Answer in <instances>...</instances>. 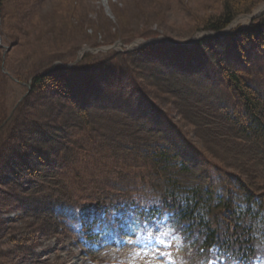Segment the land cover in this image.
<instances>
[{"label": "trees", "instance_id": "obj_1", "mask_svg": "<svg viewBox=\"0 0 264 264\" xmlns=\"http://www.w3.org/2000/svg\"><path fill=\"white\" fill-rule=\"evenodd\" d=\"M216 1L220 10L205 19L204 31H224L260 2ZM45 2L0 0V211H24L48 236L75 233L74 244L89 256L111 234L160 226L179 237L195 264L264 261V64L256 66L262 59L253 58L264 46V16L238 33L169 46L164 57L153 45L67 69L55 64L68 65L83 44L69 37L79 25L48 13V28L40 33L34 19ZM86 41L94 46L97 37ZM140 81L172 98L198 133L210 128L204 117L220 120L231 140L254 151L255 168L230 172L212 166L213 153L203 146L184 150L167 134L169 124L142 116V108H157ZM22 88L27 96L20 101ZM126 99L136 101V113ZM78 133L86 141L75 146ZM88 141L98 151L90 154ZM77 151L89 155L81 163L91 168L84 171L88 179L72 181L53 159L59 153L71 165ZM7 230L0 223V240L10 245L28 246L36 234L19 239Z\"/></svg>", "mask_w": 264, "mask_h": 264}, {"label": "rangeland", "instance_id": "obj_2", "mask_svg": "<svg viewBox=\"0 0 264 264\" xmlns=\"http://www.w3.org/2000/svg\"><path fill=\"white\" fill-rule=\"evenodd\" d=\"M247 1L249 0H240L239 2L245 5ZM258 2L250 14L239 15L224 30L226 36L247 29L254 21L264 16V0H258ZM219 10L220 5L216 0H46L42 8L43 14L39 16V19L35 18L34 23L39 27L37 30L43 33L49 25L47 24L48 13H57L58 19H69L75 25H79L75 32L69 33V37L80 39V44H83L80 45L81 47L76 51L74 57L70 59L68 65H64L61 62L55 64H60L59 66H65L68 69L76 65L93 67L96 64H102L105 59L112 60L116 53L124 54L128 51L140 50L153 45H158L153 51L158 50V54L164 57L168 53L167 48L169 46L192 47L204 38L218 37L215 32L204 31L201 28L206 24L205 19H209L213 14L216 15ZM88 36L97 37L94 46L88 45L86 41ZM223 36L225 34L219 35V37ZM85 57L88 58L84 60ZM255 57L262 59L255 64L256 66L264 64V46L255 51L253 58ZM262 76L264 81V71ZM141 83L142 86H139V88L145 91L148 97L149 95L153 97H151V101L154 103L153 106L157 108L153 112L143 111L145 109L142 108L141 110L144 112L142 116L144 115L151 124H169L170 129L164 130L167 131L168 135L172 136L173 140V135L176 136L184 150L189 145L200 149L204 147L205 151L208 152L207 155L213 153V161L212 164L210 163L212 166L216 164V166L230 172H236V169L244 170L246 167L243 166L246 165L255 168L257 163L254 160L257 158L254 151L245 144H239L231 140L229 131L222 127L223 125H220V120L212 119V116L204 117V122L210 128L204 129L207 133L200 130L199 134L192 125L176 112L175 108H173L174 105L172 106V98L162 93L159 94L158 89L156 90L154 87L149 86L146 82L142 81ZM101 85L107 86L104 82H101ZM51 92H53L51 88H47L44 96L50 97ZM17 94L18 96L22 95L20 98V101H22L27 96V89H18L16 97ZM144 104L150 105L152 103ZM124 105L131 108L133 112H137L136 106L138 104L135 100L126 99ZM208 129L211 131H208ZM127 131L132 130L127 128ZM77 137H81V133H78L75 139ZM138 137L141 136L136 135V138ZM132 138V136L129 137V139ZM80 139L83 138L76 139L77 143L75 146H78ZM85 141L83 139V142ZM87 144L84 148L88 149L87 151L90 154L97 150L89 141ZM77 154L79 156L76 160L77 163L75 161L71 165L64 162L65 158L59 157V153L53 159L56 163H60L61 168L72 181L75 179H88L89 177L84 174V171L91 168V166H85V161L81 163L82 159H89V155L83 151H77ZM199 163L205 164L207 161L200 160ZM140 164L142 163L139 162L138 165ZM206 169L211 171L213 167L206 166ZM129 171L134 172V169L131 168ZM129 171H123V173ZM114 175H112V179L113 183H116L114 178L117 176ZM213 176H216V174L214 173ZM68 186L69 182H67L66 188L63 189L67 191ZM6 191L7 189L5 193ZM9 196L11 195H4L6 198ZM6 198V201L10 199ZM11 201H13V197L8 204ZM13 210L10 212L0 211V223L3 224L5 229L9 230H7L8 235L18 236L20 239L21 236H25L27 233L36 231V234L28 246L22 243L20 246L17 244L10 245L7 241L0 240L1 264L196 263L193 262L192 258H189L190 254L183 242L175 233L169 230H165L170 233L167 236L162 234L165 232L164 230H159L157 233H153L151 238L149 237V232L145 233V235L141 231L134 233L125 232L123 233L124 239L120 237L122 233L120 235L112 234L109 237L108 244L97 245V252L94 251L95 254L89 256L88 254L85 255L74 244L77 242L75 233L72 234L62 230L57 235L48 236L45 233L46 228L42 227L45 225L41 221L38 222L32 216H26L22 210H15V208ZM157 234H159V239L163 243L157 242L155 238ZM0 235H5V232L3 234L0 233ZM92 257L99 258L100 262L94 263L95 258ZM259 264H263V262Z\"/></svg>", "mask_w": 264, "mask_h": 264}, {"label": "snow or ice", "instance_id": "obj_3", "mask_svg": "<svg viewBox=\"0 0 264 264\" xmlns=\"http://www.w3.org/2000/svg\"><path fill=\"white\" fill-rule=\"evenodd\" d=\"M73 211H78V210H73ZM164 236H167L169 235L170 233L169 232H163L162 233ZM153 236V233L149 232V237L151 238ZM156 240L158 243H163L162 240L159 239V234L156 235ZM201 252L203 251V249L200 250ZM200 264H214V261L210 260V259H206V260H201L200 261Z\"/></svg>", "mask_w": 264, "mask_h": 264}, {"label": "water", "instance_id": "obj_4", "mask_svg": "<svg viewBox=\"0 0 264 264\" xmlns=\"http://www.w3.org/2000/svg\"><path fill=\"white\" fill-rule=\"evenodd\" d=\"M217 34V36H219L220 34H225L226 35V32L225 31H221V32H218V33H215ZM199 41V40H198ZM197 42V41H196Z\"/></svg>", "mask_w": 264, "mask_h": 264}, {"label": "bare ground", "instance_id": "obj_5", "mask_svg": "<svg viewBox=\"0 0 264 264\" xmlns=\"http://www.w3.org/2000/svg\"><path fill=\"white\" fill-rule=\"evenodd\" d=\"M198 43V42H197ZM41 64V63H40ZM4 129V128H3ZM1 131V130H0ZM3 132V131H2Z\"/></svg>", "mask_w": 264, "mask_h": 264}]
</instances>
